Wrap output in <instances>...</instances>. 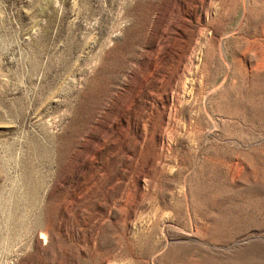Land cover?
Wrapping results in <instances>:
<instances>
[{
	"label": "rangeland",
	"instance_id": "374dc122",
	"mask_svg": "<svg viewBox=\"0 0 264 264\" xmlns=\"http://www.w3.org/2000/svg\"><path fill=\"white\" fill-rule=\"evenodd\" d=\"M0 264H264V0H0Z\"/></svg>",
	"mask_w": 264,
	"mask_h": 264
}]
</instances>
